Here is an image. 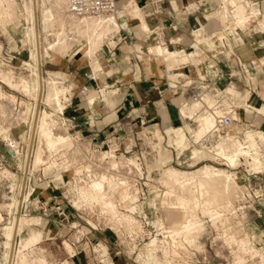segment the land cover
I'll use <instances>...</instances> for the list:
<instances>
[{
  "label": "rangeland",
  "instance_id": "1",
  "mask_svg": "<svg viewBox=\"0 0 264 264\" xmlns=\"http://www.w3.org/2000/svg\"><path fill=\"white\" fill-rule=\"evenodd\" d=\"M16 1L18 5L16 9L12 7V9L15 10V13L13 15L19 16L21 12V5H20L21 0H16ZM38 3H40L39 0ZM244 4L246 5L247 3L245 1H242L237 6L232 4L229 9L230 10L235 9L233 12L237 18L238 16H242V17L246 16L244 20L243 28L248 30V34L251 33L252 36H255L257 38L256 41H259L258 39H261V37L258 35V32L259 31L262 32L264 30V10L262 11L260 18H258L259 19L258 28L255 27V30H253V32H250V29H252V27H250V25L247 22L249 21L251 15L253 16L258 15L257 10L259 13V9L256 7L254 8L251 7L256 10L254 11V13L253 11H251L252 13L249 14L247 13ZM36 12L38 18L37 20H38L39 32H40V42H41L40 46L42 48V46L45 45L47 46L50 42L56 40V36L54 34L55 29L49 30L48 34L45 31H42L40 6L37 7ZM215 16L218 19L221 18V21L224 24L227 23L224 22L227 21L225 20L227 19V17L222 19V17L218 15V12L215 13ZM228 18L230 19V17ZM20 23H21L20 28H22L23 25H26V20L23 16H20ZM2 24L5 25V23H0V62L2 61L9 64V66L14 70L17 76L23 75L30 80L34 79L35 73L32 67L33 61L29 57V48L31 47L30 42L27 41L26 38L24 40V37L20 33L19 27L16 29H12L10 28L11 25L9 27V24H6L4 28ZM252 24L254 25L255 22ZM2 28L6 30L3 31ZM258 29L259 31L257 32ZM6 31L9 32L10 34L8 33L9 35H7ZM114 31H112L113 33L111 32L112 34L110 33L108 35V38L109 36L111 35L113 36V34L117 32ZM196 33H199V31H197ZM157 44L148 45L147 47H145V49H141V53L149 54L150 57H157L159 58V60L161 59L162 61H164L165 67L168 70H170L171 67H173L174 65L173 63L177 62V56L175 53L168 55L167 53L164 54V52L162 54H159L160 55L159 56L158 54H156L155 49H152L155 48V45ZM85 46L86 44H83L81 46L82 50ZM78 47L79 45H76L74 47L66 48L65 50L63 49L61 50L60 48L57 47L55 48V50L50 51V53L47 55H45V53H43L42 50L43 54L41 56V62H40V74L42 75V78L44 79L47 74L49 76L51 75V77L54 78L56 77L55 79L58 78L63 84V86L68 89L67 84H69L70 81L66 80L65 74L64 72H62L63 68L66 67L67 62L63 60L62 59L63 57L61 58L60 55L65 53H71L74 50H77ZM85 55L88 56L87 54ZM165 56L168 58V60L166 59ZM64 57H67V55ZM130 57L131 56H127L126 58H130ZM132 61L134 62L133 59ZM99 64L100 62L98 58H94V61H92V66L98 69L100 68L99 66L101 65ZM168 74L170 75L169 71ZM0 84L2 89L6 92V94L9 93L15 94V96L18 99L22 98L29 102L32 101V99H30L22 92L21 87L20 88L18 86L17 88L11 87L6 83H1V82ZM262 86L264 87V80L262 81ZM67 89H65L66 93H67ZM262 93L261 95L264 99V91ZM260 104H261L260 102H257L256 107L264 108V105L260 106ZM9 109L12 110V107H10ZM250 109H254V107ZM250 109L246 108V112H249ZM258 112H260L258 113L259 117H264V111L261 110ZM254 114L255 113H253L251 116H253ZM8 116L6 118L8 119L9 122L6 120V118L5 120H2L4 124V126L2 127L8 128V131L5 130L6 128H4L3 130H5L6 133L9 132V137H11L12 141L7 142L4 138H2V134H0V212L2 213V220L0 221V242L2 243V241L5 240V235L3 232L4 229L2 228V226L6 224L14 214L13 209L12 210L10 209V211H6L5 209V202L11 201V195H13V191H11L9 187L10 180L8 174H5L6 173L5 170L7 169L16 174V178H17L16 181L17 180L20 181L21 179L24 178L22 182L24 187L21 189L19 195L21 203L18 206L17 213L23 214L24 211L26 215L24 216V218L34 216L38 219V222L27 223L23 221L22 231L20 229L21 232L19 231L20 234L18 233V235H16V239L18 240L19 236H26L31 228L35 230L47 229L48 236L53 235V231L57 230L58 235H60L57 238L44 240L39 243L38 241H40L42 238V234H41V237L38 238V240H36L37 242L32 243L31 244L32 246L30 245L33 250L30 248V246L26 248L25 251L26 252L28 251L29 254L28 258L32 257L37 262V264L39 263L37 261L39 259V255L40 257L43 255L47 256L48 264H64L62 263L64 259H67L68 261V263L65 264H72V262L70 261L71 258H68L67 254L63 256V254L60 251L64 250L63 249L64 243L62 244L61 241L64 240L67 236L73 234L75 230H78L79 234H77L78 240H76V242L74 241V243L76 245L78 244L77 248L82 247L85 249V253L83 252V250H81V252L78 253L84 256V260H85V256L88 257L90 261L92 259H94L95 261L99 259L97 253H94L91 250V247H95L92 244L95 243L96 245L97 243L98 246L104 245L106 246V248H108V252H110V256L112 257L111 258L109 256L108 260L114 261L115 264H122L123 262L124 264H149V260H146L147 259L146 256H142L143 253L145 255L146 253H148L146 248L147 241L149 240L151 235L153 236L157 235L158 238H162L164 236L162 229V220H161V216H162L161 207L159 204L160 201L159 194L168 188V184H166L167 185L166 186L164 183H162L164 181L160 180L161 178L160 172L163 171V167L169 165H173L175 167L184 168V169H194L196 167L203 165L204 163H209L215 166L224 167L228 169L230 172H232L234 176V180H232V183L234 184V186L232 185V183H230L231 184L230 187L231 188L233 187V191L230 189L231 190L230 193L233 192L232 199L234 200L236 211L233 214L228 215L229 219L227 218L226 222H223V224L220 221L215 222V224L214 223L211 224L212 221L210 220L209 214L201 213V211L198 212L197 210V215H199L198 218L202 220L201 222L204 225V228L200 231L199 236L197 238V245L195 246V244L192 245L188 244L186 245L185 250L178 248L177 249L178 254L171 253L170 255H164L162 253V249L158 247L155 249V252L152 254L153 258L157 260L158 264H170V263L181 264L183 262H187L189 264H235L234 262L239 257H241L243 259V262L240 264H256V263L259 264L261 256L264 257V234L262 233L261 237H258L257 235L253 236L254 231L257 229H261L264 231V220H263L264 219L263 218L264 217V166L262 168V171L256 172V169H254L253 166H251L249 163H246V160H244L245 158L243 156H240V163L234 165L233 167V166H228L226 163H224V159L221 160L215 159L210 155V153H208L209 156H211L209 157L207 151L205 155V148H207L208 146H212L213 144L211 145V143H214L215 142L214 140L217 139L218 137L210 136V138L208 137L207 139L194 144L196 148H201L202 146L203 147L206 146L204 147L202 152H199L197 154V158H196V156L194 157L190 154L189 150L187 149L182 150V147H180L178 144L176 145L169 144L171 142L167 141V137H162V139L159 140L158 137L154 134L155 128L143 129L140 127L137 128V126L136 128L134 127L132 131L129 132L130 135H128L127 139L125 140L126 150L124 152L122 148L117 149V145L113 141L107 142V144L102 145V147H97L91 144L89 145L86 142V140L79 139L77 135L73 132L72 128L67 129L69 133L72 134V136L75 137L76 140H78V142L84 143V145L83 144L81 145L82 147H86V145H88L89 154L91 156L94 155L95 157H97L101 151L111 149L113 153L111 156L112 158L116 160L123 158V160L126 161V162L124 161L122 162V160H117L120 162V165L116 168L99 169V171L97 168H95L98 172L95 175H97L96 176L97 179L99 177V180L101 181H103L102 178L105 179L104 189L105 192L108 194L106 195L108 197H114V199L118 203L119 209L123 212L125 211L126 213L131 214V216L134 217L133 219L134 222L136 221L135 223L139 224L136 225L137 229L135 228L134 230L132 229L131 231L125 223L119 222L117 218L119 217L118 214H116L117 217L112 216L111 215L112 213L109 214L110 212L102 211L98 204L92 205L91 203L90 205L89 203L90 201L88 200L85 201L86 199L84 198L82 199V197L79 196L80 194L77 193L78 192L77 190L80 187V185L88 184L90 182H87L89 180H86L87 177L86 173L83 171L81 172L82 169L80 168L77 170L71 168V170L68 171L63 169L62 163L65 161V158L63 155H59L60 152L59 150L56 149L57 153L55 155L53 154L52 158H48V160H46L44 159L46 156L40 147L39 150H36L37 151L35 154L36 156L33 157L32 155L28 159L27 157L25 158V154L27 152L26 149L27 148L30 149V145H31L29 143L28 126L26 124L25 126H22V129H24L25 133L22 134L23 136H21L22 131L19 128L20 119L17 122L14 116L12 117L11 114ZM237 122L233 124L231 129L234 130L231 132H236V134L240 137H242V131L245 129L255 128L256 130L264 131V125H259L257 123L247 124V122H242V121L238 123ZM63 126L66 127L67 125H63ZM58 128L59 127L57 126L56 130ZM194 128H196V126H191L190 128H188L187 126L184 127L183 125H180V127H177V129L174 132L175 134L174 139L190 141L193 138L192 132ZM59 130L61 131L60 128ZM62 132L63 131H61V133ZM66 133H64V135L69 136V134ZM163 138L165 139L164 141H162ZM175 140L174 143H177ZM74 142L75 141L73 140H68L66 146L63 147L65 154L68 153L69 147L72 146ZM170 145L175 147V149L171 148ZM158 146H160V149L162 151H166L169 156H165L162 153L158 155L159 152ZM34 149H35V141H34ZM260 149L262 155L264 156V142H260ZM175 150L177 151L173 154ZM43 154L44 156H42ZM35 159H38V161L40 162L39 164L40 166H38V162L36 163L37 165L34 164ZM158 161L162 162L163 165L162 167L156 166V163ZM121 162L124 164L127 163L128 165L125 164L126 165L125 167V165L122 164ZM25 163L26 165L28 164L29 167H32L33 164L34 165L33 169L28 168L26 172H23V165ZM121 165L122 167L124 165V167L123 168L120 167ZM128 166H131V168ZM118 168H120V170ZM3 169H4V173H3ZM112 171L116 173V174L114 173L115 176L112 174L113 173ZM104 172H107L108 174L106 173L105 175ZM102 173L104 174L105 177L101 175ZM100 176H102V178ZM110 176H112L113 178ZM119 178H123V179H119ZM124 179H127L126 181H128L125 184L122 183V181L126 182L124 181ZM115 180L116 181L119 180L121 181V183L116 182L118 184L113 185L115 184ZM129 180L130 182L132 181V183H130ZM80 182L81 184L79 185ZM129 183L133 187H131ZM236 184H238V186ZM128 186L130 187L128 188ZM29 187H32V189L27 199L32 203H34L37 199H40V202H42L45 205L46 211H48L49 209H55L54 206L52 207L53 199L58 198L60 202L64 204V208L66 210L72 211L73 213H77V219H75V222L77 223H74V225L76 224L75 227L71 228V222H72L71 220L68 222H66L65 220L62 222H57L59 218L54 217L53 214H47L45 216V219L41 217L39 218V212L34 205L33 208L30 209V211H27V209L26 211L25 209L23 210L22 204L23 201L25 202V200L22 199L23 192L27 190ZM36 187L40 188V190H42L43 188L46 189L47 195L46 197H44V199L43 197L39 196ZM109 188L111 190H109ZM47 196H53V198L51 199L52 202L51 200L46 202ZM80 197H81V201L79 200ZM74 201H76V203L78 202L79 204L74 203ZM57 215L55 214V216ZM52 220H55L54 222H56V224L53 223ZM228 220L230 221L228 222ZM229 223L230 224L232 223L233 225L232 224L230 225ZM239 223H241V225H239ZM124 224L127 228H125ZM228 228L230 229V231ZM224 229L227 233H233L234 231V234H236V236L239 237L244 233V231L247 232L248 235H250V238L254 244V248L258 250L257 253L255 254L254 252H252L253 254L251 255L248 252H243L242 250H240L236 243L228 244L226 240H224V238L222 237L223 232H225L222 231ZM90 231L92 233L97 232V234H100L102 235V237L104 236L105 238L103 237L104 239L97 241H93V239H90L89 241V236L87 237V235L91 233ZM130 233H132L133 236ZM87 241H88V245L86 244ZM4 249L5 248L3 244H1L0 261L3 259V258L1 259V257ZM30 249L35 252L33 253ZM140 253H142V255ZM17 254L12 255V257L16 258ZM9 257H11V255H9ZM35 261H32L30 259L29 263L27 262L24 264H30V263L36 264ZM77 261L81 262L78 259Z\"/></svg>",
  "mask_w": 264,
  "mask_h": 264
},
{
  "label": "bare ground",
  "instance_id": "2",
  "mask_svg": "<svg viewBox=\"0 0 264 264\" xmlns=\"http://www.w3.org/2000/svg\"><path fill=\"white\" fill-rule=\"evenodd\" d=\"M39 1L40 3H38V0H21L20 2L21 12L19 16H14L13 14L15 13V10L12 9V7H14L15 9L17 8L18 5L17 1L0 0V23H5V25L9 24V27L11 25L10 28L12 29H16L19 27L20 33L24 37V40L26 38L27 41L30 42L31 47L29 48V57L33 61L32 67L35 73L34 79L31 80L23 75L17 76L14 70L9 66V64L2 61L0 62V82L6 83L11 87H16V88L17 86L19 88L21 87L22 92L30 99H32V101L29 102L22 98L18 99L15 96V94H11V93L6 94V92L2 89L0 84V115H1L0 134H2V138H4L7 142L12 141L11 137H9V132H7L8 133L7 134L5 131V130L8 131V128L4 127L6 129L3 130L4 128L2 126H4V124L2 120H5V118L10 114L12 115V117L14 116L17 122L20 119L19 128L22 131L21 136H23L22 134L25 133L24 129H22V126H25L26 124L28 126L29 143L31 144L30 149L28 148L26 149L27 152L25 154V158L27 157L28 159L32 155L33 157L36 156L35 155L37 152L36 150H39L40 147L46 156L44 158L46 160H48V158H52V155L53 154L55 155L57 153L56 149L59 150L60 151L59 155H63L65 158V161L62 163V167L64 170L68 171L71 170V168L77 170L80 168L82 169L81 172L82 171L85 172L86 176L88 177V179L86 177V180H89L87 182L90 183L88 184L83 183L84 185H82L80 182L79 183V185L81 184L80 187L79 188L76 187L78 188L77 193L80 194L79 196H81L82 199L83 198L86 199L85 201L87 200L90 201L89 202L90 205L91 203L92 205L98 204L102 211L110 212L109 214L112 213L111 214L112 216H116V214H118L119 217L117 216L116 217L118 218L119 222L125 223L131 231L132 229L133 230L135 228L137 229L136 225L138 223L136 224L135 223L136 221L134 222L133 220L134 217L131 216V214L126 213L125 211L124 212L121 211L114 197L107 196L108 194L105 192L104 189L105 179L102 178V176H100L103 179V181H101L99 180V177L97 179L96 177L97 175H95L96 173H98L95 168H97L98 171L99 169L116 168L120 165V162L117 160H122L123 162L124 161L123 158L117 160L112 158L111 156L113 153L111 149L101 151L97 157H95L94 155L91 156L89 154L88 145L85 144L86 147L81 146L82 144L84 145V143L78 142V140H76L75 137H73L72 134L69 133L67 127L62 125L61 120H59L60 113L63 112L64 106L66 105L65 101L68 100V95L65 91V89L67 88L63 86V84L58 78L55 79L56 77L54 78L51 77V75L49 76L47 74L46 77L43 79L42 75L40 74V62H41L42 54L45 53V55H47L50 53V51L55 50V48L57 47L60 48L61 50L62 49L65 50L66 48L79 45L78 47L79 49L83 44H86V46L83 48L84 53L87 54L92 59L98 58L101 64L103 61L102 55L104 54L103 42L105 41L106 38H108V35L112 31L119 30V28L121 27V22L119 17H121L122 15L106 14L103 16H95V17L93 16L76 17L70 14L69 12H67V7H66L67 0H39ZM242 1H245L247 4H249L252 0H219L218 3L219 7L217 12L218 15L222 17V19L227 17V19H225L227 21H224L227 22L225 26L230 28H238L245 36H247L248 30L243 28L244 20L246 16L243 17L238 16L237 18L233 10L229 9L232 4L237 6ZM118 3L121 6H123L124 13H127V7L130 4V1L129 2L127 1L125 3H120V2ZM38 6H40L41 8L42 31H45L48 34L49 30L55 29L54 34L56 36V40L50 43L48 42L49 44L47 46L46 45L42 46V48L40 46L41 43L40 32H39V26L37 20L38 18L36 12ZM132 7L137 11L136 5ZM133 8H131L132 10H129L130 13L132 14L135 13ZM255 10L256 9L253 8L251 9L253 13ZM257 14H258V10H257ZM20 16H23L26 20V25H23L22 28H20V24H21ZM228 17H230V19ZM2 25L3 27L5 26L4 24ZM145 26L146 25L144 24L143 27ZM4 28H2L3 31L6 30ZM8 33L9 32H7V35L10 34ZM161 48L162 47H160L157 44L155 45V48L152 49H155V52L158 55L162 54L163 52L164 54L167 53L168 55L173 54L172 51L170 52L164 47L162 49ZM141 49L142 47L136 46L138 55H141L140 54ZM166 59L168 60L167 57ZM254 60L256 61V58H254ZM92 61L93 60H91V63ZM262 64H264V62H262ZM99 67H101V65ZM93 68L96 69L95 67ZM206 100L210 101L211 98L207 96ZM199 105H200V101H193L190 105L188 104L181 107L180 110L183 114H189ZM10 107H12V110L9 109ZM254 109L260 111V109L257 107H254ZM6 120L8 121L7 118ZM182 120H183V124L181 125H183L184 127L187 126L188 128L191 127L184 119ZM196 120H197V124L195 125L196 128H194L192 132L193 138L190 141H183V140H175V141H177V144L182 147V150L185 149L189 150L190 154L194 157L196 156L197 158V154L199 152H202L204 147L206 146L204 147L200 146L201 148H196L194 144L201 142L203 139H207L210 135H212L211 127L213 124V119L211 116L207 114H200L199 116H197ZM57 126L64 133L67 132L69 136L64 135L63 132L61 133L59 128L56 130ZM221 134H219L218 138L214 140L215 141L214 143H211V145L213 144L212 146H208L207 148H205V155L207 151V154L210 153V155L215 159H220V160L224 159V163H226L228 166H233V167L234 165L240 163V156H243L245 158L244 160H246V163H249L251 166H253L254 169H256V172H260L262 170L264 166L263 165L264 156L261 153L260 142H264L263 130H256L255 128L245 129L242 131V137L238 136L236 132H227L223 135ZM68 140H73L76 143L74 142V144H72V146L69 147L68 153L65 154L63 147L66 146ZM34 141H35V149H34ZM44 154L42 156H44ZM34 162H35L34 164L38 162V166H40L39 165L40 162L38 161V159H35ZM125 164L128 165L127 163ZM131 166L128 167L131 168ZM156 166L162 167L163 165L160 161H158L156 163ZM33 167H34L33 164L32 167H29L28 164L26 165L25 163L23 165V172H26L28 168L33 169ZM120 167H122V165ZM118 169L120 170V168ZM5 171H6L5 174H8L10 180V185H9L10 190L13 191V195H11V201L5 202V209L6 211H10V209L11 210L13 209L14 214L12 218L2 226V228L4 229L3 232L5 235V240L2 241V243L1 242L0 243L3 244L5 249L2 253L3 260L0 261V264H22V263L24 264L27 262L29 263L30 259L32 261L35 260L32 257L28 258L29 256L28 251L26 252L25 250L32 243L37 242L36 240H38V238L41 237L43 231L35 230L31 228L26 236H19L18 240L16 239V235H18L20 229L22 231L23 221L27 223L38 222V219L34 216L24 218V216H26L25 214L17 213L18 206L21 203L19 195L21 189L24 187L22 183L24 178L21 179L20 181L18 180L16 181L17 178L15 173L7 169ZM107 172H104V174L106 175ZM3 173H4V169H3ZM114 173L115 172H113L112 174L114 175ZM160 173H161L160 180L164 181L162 183H164L165 185L168 184V188L164 191L162 190L163 192L159 194L160 195L159 204L161 207V215H162L161 220H162V229L164 236L162 238H158L157 235L155 236L151 235L146 243V248L148 253H146V255L144 253L143 255L142 253H140L142 256H146L147 258L146 260H149V264H158L157 260H155L152 255L155 252V249L158 247L162 249V253L164 255H170L171 253L178 254L177 251L178 248L185 250L186 245L188 244L190 245L195 244V246L197 245V238L199 236V233L204 228V225L201 222L202 220L198 218L199 215H197V210L198 212L201 211V213L209 214L210 220L212 221L211 224L213 223L215 224V222H219V221L223 224V222H226L228 215L233 214L236 211L234 200L232 199L233 192L230 193L231 190L233 191V187L232 188L230 187L231 186L230 183H232V180H234V176L232 172H230L228 169L224 167L215 166L209 163H204L203 165L196 167L194 169H184V168L175 167L173 165H169L163 167V171ZM104 174L102 173L101 175L105 177ZM119 179H123V178H119ZM126 180L127 179H124V181ZM116 182L121 183V181L115 180V184L113 183L112 184L113 185L118 184ZM127 182L128 181L126 182L122 181V183L124 184ZM130 183H132V181ZM232 185L234 186L233 183ZM236 185L238 186V184ZM130 186H128V188ZM31 189L32 187H29L27 190L23 192V196H22L23 200H26L28 198ZM109 190L111 189L109 188ZM81 197L79 199L80 201H81ZM74 203H76V201H74ZM76 204L79 203L77 202ZM1 220H2V213L0 212V221ZM229 221L230 220H228V222ZM239 225H241V223H239ZM127 227L125 226V228ZM222 231H225V229ZM130 234L132 235V233ZM222 237L224 238V240H226L228 244L236 243L238 245V248L243 252H248L252 255L253 254L252 252L256 254L258 251L254 248V244L250 238V235H248V233L245 231L240 237L236 236V234H234V231L233 233H227L225 231L223 232ZM64 245L69 251V253H72L70 245L67 241H64ZM31 246L30 248L32 249ZM93 249L94 251L100 252L102 255L107 254V250L104 249L103 245L102 247L95 246L93 247ZM32 252L34 253L35 251ZM14 254H17L16 258L12 257V255ZM9 255H11V257H9ZM46 257L47 256L45 255L40 257L39 255V259L37 257L38 259L37 261L39 262L38 264H48V257L47 258ZM102 260L104 264H107L108 262L111 261L104 259ZM242 262L243 259L239 257L234 263L240 264ZM62 263L64 264L68 263L67 259H64ZM181 264H189V263L183 262ZM259 264H264L263 256H261Z\"/></svg>",
  "mask_w": 264,
  "mask_h": 264
},
{
  "label": "crops",
  "instance_id": "3",
  "mask_svg": "<svg viewBox=\"0 0 264 264\" xmlns=\"http://www.w3.org/2000/svg\"><path fill=\"white\" fill-rule=\"evenodd\" d=\"M127 1H130L127 13L119 17L121 27L103 42L104 59L100 68H93L91 60L94 59L86 56L82 48L60 55L67 62L62 72L66 80L70 81L67 85L71 87V103L65 108V116L79 139L97 147L113 141L117 149L122 148L124 152L125 140L137 126L143 129L155 128L154 134L159 140L167 137V141L171 142L169 144H177L174 143V132L183 124V120L177 111L178 96L172 93L169 81L164 77L165 65L161 59L150 57L149 54L140 53L139 56L136 50V46L145 49L148 45L157 43L176 54L177 62L173 66L178 62L185 64L179 72L192 77L196 72L217 75L219 94H232L234 102L240 106L235 122L264 125V117L258 116L260 112L250 108L249 112L242 109L248 108L246 103L251 108L256 107L257 102L261 103L260 106L264 105L261 95L264 91V30H257L261 39L256 41L257 38L251 33L245 36L240 29L225 26L226 23L215 16L219 0H119L120 3ZM131 5H136L137 11ZM251 7L259 9L258 17L251 15L247 22L252 27L250 32H253L255 27L258 28L264 0H252L246 4L249 14L252 13ZM131 8L134 14L130 13ZM127 56L131 57L126 58ZM91 71L95 74L94 79L86 76ZM169 72L170 77H175ZM84 85L89 91L81 94L79 89ZM259 109L264 111V108ZM253 113L255 114L251 116ZM164 140L163 138L162 141ZM172 145L170 147L175 149ZM158 149V155L162 153L169 156L160 146ZM36 190L40 197H46L45 188L40 190L36 187ZM52 198L53 196H47L46 202ZM57 203L63 214L57 215L55 210L51 214L59 218L57 222L71 220V228H74L77 213L66 210L58 198L53 199L52 207ZM38 212L39 218L45 219L46 215L39 210ZM52 221L56 224L55 220ZM41 231L39 243L60 236L57 230L51 236L47 235V229ZM262 233L264 234L263 230L257 229L253 236L261 237ZM77 234L78 230H75L61 241L62 244L67 241L75 255L69 257L65 245L60 252L63 256L67 254L72 264H87L86 261L89 260H84V256L78 254L85 249L77 248L78 244L74 243L78 240ZM88 236L89 241L105 238L97 232H91ZM86 244L88 245V241ZM103 247L110 256L108 248Z\"/></svg>",
  "mask_w": 264,
  "mask_h": 264
},
{
  "label": "built area",
  "instance_id": "4",
  "mask_svg": "<svg viewBox=\"0 0 264 264\" xmlns=\"http://www.w3.org/2000/svg\"><path fill=\"white\" fill-rule=\"evenodd\" d=\"M118 2L119 0H67L66 7L67 12L76 17H95L106 14L125 15L123 6H121ZM182 67H185V64H181V62H178L177 65L171 67L170 70H167L165 67L164 75L165 79L169 81L170 90L173 94L178 96L177 111L180 119H184L189 125L195 126L197 124V116L200 114H207L213 119L211 137H218L220 133L225 134L233 131L231 128L236 121V112L240 106L234 102L231 94H219V90L216 85L218 79L217 75H207L206 73L196 72L195 76L192 77L187 73L185 74L183 72H179L178 70ZM168 71H171L175 77H170ZM86 76L89 79H94L95 74L91 71L87 73ZM67 87L68 100L65 101L66 105L64 106L63 112L60 113L59 120H61L62 125H67V129H70L71 125L69 119L64 114L65 108L71 103V87ZM88 91L89 88L86 85L79 89L81 94H85ZM207 96L211 98L210 101L206 100ZM193 101H200V105L189 114H183L180 108ZM245 105L246 107L251 108L250 104L246 103ZM242 109L246 111L245 107H242ZM22 205L23 210L25 209V211L26 209L27 211H30L34 205L35 208L45 215L51 214V210H55L58 215L63 214V211L58 203L54 207L55 209H49L46 211L45 205L40 202V199H37L34 203L26 199L25 202L23 201ZM23 214H25L24 211ZM91 250L92 252L97 253L99 259H97V261L94 259L90 261L88 257L85 256V260H89V262L86 261L87 264H104L102 259L108 260V253L102 255L100 252L94 251L93 247H91ZM83 252L85 253V250H83ZM74 255L75 252L68 254L69 257H73ZM107 264L115 263L111 260Z\"/></svg>",
  "mask_w": 264,
  "mask_h": 264
}]
</instances>
